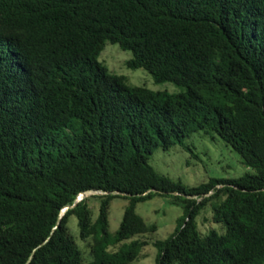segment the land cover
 I'll list each match as a JSON object with an SVG mask.
<instances>
[{
    "label": "trees",
    "instance_id": "trees-1",
    "mask_svg": "<svg viewBox=\"0 0 264 264\" xmlns=\"http://www.w3.org/2000/svg\"><path fill=\"white\" fill-rule=\"evenodd\" d=\"M106 41L180 90L108 72ZM195 130L246 169L184 184L149 162L192 151ZM87 190L96 213L76 200ZM154 194L183 207L156 264H264V0H0V264H127L155 229L135 205ZM206 205L223 232L198 228Z\"/></svg>",
    "mask_w": 264,
    "mask_h": 264
},
{
    "label": "rangeland",
    "instance_id": "rangeland-1",
    "mask_svg": "<svg viewBox=\"0 0 264 264\" xmlns=\"http://www.w3.org/2000/svg\"><path fill=\"white\" fill-rule=\"evenodd\" d=\"M131 56V51L121 48L117 42L106 41L97 54V59L108 72L124 75L125 82L129 85H145L169 92L180 90L179 86L170 81L155 82L151 73L142 66H128L126 61ZM187 141L192 151L179 144L173 145L169 150L158 146L150 155L149 162L157 171L184 184H195L211 176H237L246 169L241 156L216 134L195 130L187 137ZM98 192L100 191L92 190L84 194L90 196L87 202L94 209V213L97 211L98 199L92 194ZM126 203L127 198L124 196H114L110 200L108 221L111 232L118 227ZM135 210L146 223L154 224L155 229L141 235L147 238L148 242L140 249V255L127 264H156L158 248L153 244V240L163 239L174 231L183 214V207L181 203L173 202L171 195L154 194L138 201ZM196 220L203 233L211 228L218 232L224 231L221 223L211 219L209 205L199 212ZM76 221V217L71 215L69 225L77 235Z\"/></svg>",
    "mask_w": 264,
    "mask_h": 264
},
{
    "label": "built area",
    "instance_id": "built-area-1",
    "mask_svg": "<svg viewBox=\"0 0 264 264\" xmlns=\"http://www.w3.org/2000/svg\"><path fill=\"white\" fill-rule=\"evenodd\" d=\"M91 191H92V190H87V191H85V192H80V193H78L76 199H77V198L80 199L81 197L84 196V194H87L88 192H91ZM78 199H77V200H78Z\"/></svg>",
    "mask_w": 264,
    "mask_h": 264
},
{
    "label": "water",
    "instance_id": "water-1",
    "mask_svg": "<svg viewBox=\"0 0 264 264\" xmlns=\"http://www.w3.org/2000/svg\"><path fill=\"white\" fill-rule=\"evenodd\" d=\"M77 200V199H76Z\"/></svg>",
    "mask_w": 264,
    "mask_h": 264
}]
</instances>
